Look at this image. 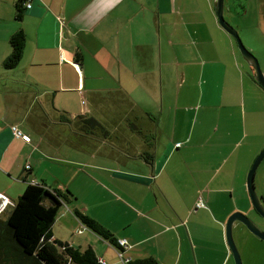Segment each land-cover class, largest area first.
I'll list each match as a JSON object with an SVG mask.
<instances>
[{
    "label": "crops",
    "instance_id": "crops-1",
    "mask_svg": "<svg viewBox=\"0 0 264 264\" xmlns=\"http://www.w3.org/2000/svg\"><path fill=\"white\" fill-rule=\"evenodd\" d=\"M18 1L0 0V215L44 182L126 241L121 255L60 207L54 237L106 264H236L226 224L238 211L255 221L247 178L264 147V91L214 0H22L17 20ZM233 1L224 14L237 19ZM233 26L255 37V24ZM20 29L22 59L5 69ZM82 114L101 126L70 144L66 120ZM255 184L264 204V159ZM233 232L255 264L264 240L239 221Z\"/></svg>",
    "mask_w": 264,
    "mask_h": 264
},
{
    "label": "trees",
    "instance_id": "trees-1",
    "mask_svg": "<svg viewBox=\"0 0 264 264\" xmlns=\"http://www.w3.org/2000/svg\"><path fill=\"white\" fill-rule=\"evenodd\" d=\"M16 8V18L21 20L24 16L22 0L16 3ZM26 41L23 30L12 34V51L3 62L5 69L15 68L20 63ZM66 121L73 125L76 123L80 132L87 125L91 126V130L83 129V132H93L101 126L96 118L86 114ZM13 127L22 132L17 126ZM76 200L70 189L51 188L44 182H28L12 208L3 213L4 216L0 215V264H106L91 246L81 249L54 237L53 225L62 205L71 206L83 226L106 240L122 255L127 244L122 245V240H118L108 228L82 211ZM123 260L124 264H159L153 257Z\"/></svg>",
    "mask_w": 264,
    "mask_h": 264
},
{
    "label": "water",
    "instance_id": "water-1",
    "mask_svg": "<svg viewBox=\"0 0 264 264\" xmlns=\"http://www.w3.org/2000/svg\"><path fill=\"white\" fill-rule=\"evenodd\" d=\"M215 12L218 16L221 26L230 33L236 40L238 49L240 50L243 58L250 64L252 67L254 78L264 88V72L261 67L258 57L245 45L238 29L234 27L226 18L224 14L225 9V0H214ZM264 159V147L255 158L254 163L249 170L247 178V187L252 200V204L255 207L256 211L264 218V204L257 193L255 185V175L257 169ZM242 222L247 226V228L254 233L256 236L264 240V230L248 215L242 212L233 213L227 221L226 224V237L230 247L231 252L233 253L235 263L243 264L242 256L239 251V248L235 242L233 235V225L235 222Z\"/></svg>",
    "mask_w": 264,
    "mask_h": 264
},
{
    "label": "rangeland",
    "instance_id": "rangeland-1",
    "mask_svg": "<svg viewBox=\"0 0 264 264\" xmlns=\"http://www.w3.org/2000/svg\"><path fill=\"white\" fill-rule=\"evenodd\" d=\"M225 2H226V6L228 7L230 4V0H225ZM232 3H233L234 10L240 11L241 14L237 19H235L232 17V15L228 11V9H226L225 18L227 20H229L232 25L233 24H235V25L241 24V25H244L246 27H249V26H253L255 24V29H254L255 30V37L253 39L247 38L242 30H240L241 33L240 32L239 33H240L245 45L258 57L260 64H261V67H262L263 72H264V27H263V25L261 27H259V23H260L259 19H264V0H234ZM246 10H248V12H246ZM238 52H239L240 56H242L240 50H238ZM103 81L100 80V83H103ZM258 86H259L260 90L264 91V88L262 86H260V85H258ZM85 110H87V108ZM51 112H52V114L54 113L53 110H51ZM55 113H56V111H55ZM55 113L53 114L54 116H55ZM50 119H52V118H50ZM56 129H57V127L55 126V124H52L51 132L55 133ZM83 129L84 130H91V126L87 125L86 127L85 126L82 127V130H81L82 132H83ZM64 132L68 134V141L70 144L80 145L78 141H74L75 135L80 134L79 127L76 125V123H75V125L67 123L64 127ZM85 133H91V132H85ZM254 160L252 162V165L254 163ZM257 185H258V182H257ZM257 188L258 187L256 186L257 193L260 196V194H259L260 192ZM11 208H12V206L9 207V210ZM253 214L255 216V222L264 230V218L256 210H255V213H253ZM2 215L4 216L5 214H2ZM59 227H60V224L57 223V225L55 226V230L57 231V233H59ZM233 234H234V232H233ZM234 239H235V242L237 243V240L235 238V234H234ZM241 256H242V254H241ZM242 261H243V258H242ZM255 264H264V255L255 254Z\"/></svg>",
    "mask_w": 264,
    "mask_h": 264
},
{
    "label": "built area",
    "instance_id": "built-area-1",
    "mask_svg": "<svg viewBox=\"0 0 264 264\" xmlns=\"http://www.w3.org/2000/svg\"><path fill=\"white\" fill-rule=\"evenodd\" d=\"M13 130H14V132H15L16 134H20V135H22V132L18 131L16 127H13ZM23 138L26 139V140H28V141L30 140L29 136H27V135H23ZM0 196H1V198H5V195H3V194H1V193H0ZM197 206H198V207H205V206H206L205 201L203 200L202 197H200V198L198 199ZM121 244H122V245L126 244V241H125V240H122V241H121Z\"/></svg>",
    "mask_w": 264,
    "mask_h": 264
}]
</instances>
